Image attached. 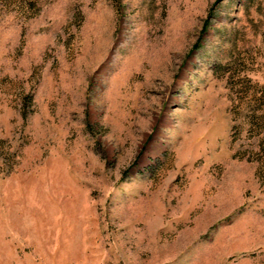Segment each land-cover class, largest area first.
I'll return each mask as SVG.
<instances>
[{
    "label": "rangeland",
    "instance_id": "374dc122",
    "mask_svg": "<svg viewBox=\"0 0 264 264\" xmlns=\"http://www.w3.org/2000/svg\"><path fill=\"white\" fill-rule=\"evenodd\" d=\"M0 264H264V0H0Z\"/></svg>",
    "mask_w": 264,
    "mask_h": 264
}]
</instances>
